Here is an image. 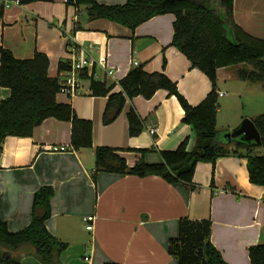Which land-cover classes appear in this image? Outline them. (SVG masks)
Listing matches in <instances>:
<instances>
[{
	"label": "crops",
	"instance_id": "crops-1",
	"mask_svg": "<svg viewBox=\"0 0 264 264\" xmlns=\"http://www.w3.org/2000/svg\"><path fill=\"white\" fill-rule=\"evenodd\" d=\"M233 18L243 31L264 39V0H234ZM174 20L172 14L159 15L132 31L106 19L88 20L66 6L65 0H34L1 11L0 45L18 59L45 54L51 78L66 72L58 69L60 62L71 64L89 55L95 64L94 79L113 85L111 93L121 92L118 82L137 62L146 72L162 71L196 106L210 92L211 83L171 46ZM110 68L114 76L107 78L103 70ZM244 69L250 67L239 64L217 71L216 128L220 133L264 113V84L241 80L238 72ZM9 94V89L0 87V102ZM56 100L92 122V148L71 150L70 123L53 118L44 120L31 137H6L0 154V220L7 222L9 230L19 231L30 223L34 194L47 185L54 189V197L46 227L67 244L60 264H178L168 248L178 236L182 219L210 221V241L226 263L250 264L249 247L264 244V186L249 182L245 158L218 159L214 187L210 186L212 165L198 163L192 180L198 187L195 191L156 175L98 172L92 180L96 147L118 149L129 167L140 158L146 163L161 162L159 152L176 149L186 137L191 150L195 137L182 122L183 110L176 97L165 90L156 91L149 100L134 97L109 125L102 122L107 98L90 96L89 79L80 80L77 95L59 93ZM130 109L144 123L143 131L134 137L128 134ZM53 147L66 151L55 152ZM140 149L153 151L141 154ZM90 216L93 221L87 222ZM4 252L18 264H41L29 245L17 250L0 247V254Z\"/></svg>",
	"mask_w": 264,
	"mask_h": 264
},
{
	"label": "trees",
	"instance_id": "trees-1",
	"mask_svg": "<svg viewBox=\"0 0 264 264\" xmlns=\"http://www.w3.org/2000/svg\"><path fill=\"white\" fill-rule=\"evenodd\" d=\"M34 0H20L25 5ZM76 14L83 13L88 20L106 19L134 31L153 17L172 14L171 46L180 51L192 68L200 70L209 79L211 90L196 106L190 105L178 92L175 82L162 71L146 72L143 65L133 66L118 84L121 92L111 93L113 85L94 79V69L81 70L79 76L90 80V96L106 97L102 116L109 125L122 112L127 100L141 96L149 100L158 90L167 91L178 100L182 122L188 124L195 137V145L188 150L186 137L174 150L160 151L161 162L146 163L140 158L129 167L116 148H95V167L92 180L98 172L129 174L138 177L160 176L167 183H181L191 191L198 163L212 165L210 186L214 187V166L222 157L246 159L249 182L264 186V155L253 149L264 145V113L252 119L259 132L261 145L245 143L239 138L228 139L216 128L218 110L217 71L220 68L245 64L249 70H239L241 80L264 84V39L243 31L233 18L234 0H126L123 4L106 5L96 0H65ZM2 9H0L1 13ZM80 26H78L79 28ZM165 60L163 61V67ZM49 60L36 52L30 59H18L0 45V87L9 89V96L0 102V154L6 137H31L36 127L48 118L68 122L70 149L92 148V122L79 118L69 104L56 100L59 94L57 77L48 75ZM59 70H69V63L60 62ZM128 134L138 136L144 128L143 120L130 109L127 113ZM141 154L153 149L137 150ZM54 189L41 186L33 197L30 223L19 231H11L7 222L0 220V247L17 250L23 245L33 249V257L41 264H60L61 253L67 244L55 238L47 229L46 221L52 213ZM211 223L208 220L179 222L178 236L169 242V253L178 264H228L210 241ZM250 264H264V244L248 249ZM0 264H18L7 252L0 254ZM103 264H119L105 262Z\"/></svg>",
	"mask_w": 264,
	"mask_h": 264
},
{
	"label": "built area",
	"instance_id": "built-area-1",
	"mask_svg": "<svg viewBox=\"0 0 264 264\" xmlns=\"http://www.w3.org/2000/svg\"><path fill=\"white\" fill-rule=\"evenodd\" d=\"M12 5H21L20 0H0V9L2 10L10 8ZM133 65L138 66V63L134 62ZM94 67H95L94 61L89 55L79 57L76 60H74L70 64V69L67 70L62 76L57 77L58 84L60 86L59 93L68 96L77 95L79 93V82L82 79L79 76V72L84 69L91 70ZM103 75H105L107 78H112L114 76V70L112 68L106 71L103 70ZM149 132L150 134H154L155 128L149 129ZM52 149L55 152L66 151L65 147H53ZM85 220L87 222H91L93 221V217L91 216L87 217Z\"/></svg>",
	"mask_w": 264,
	"mask_h": 264
},
{
	"label": "water",
	"instance_id": "water-1",
	"mask_svg": "<svg viewBox=\"0 0 264 264\" xmlns=\"http://www.w3.org/2000/svg\"><path fill=\"white\" fill-rule=\"evenodd\" d=\"M224 137L228 139L239 138L245 143L253 142L257 145H261L259 132L257 131L253 121L248 118H244L236 128L230 132H226Z\"/></svg>",
	"mask_w": 264,
	"mask_h": 264
},
{
	"label": "rangeland",
	"instance_id": "rangeland-1",
	"mask_svg": "<svg viewBox=\"0 0 264 264\" xmlns=\"http://www.w3.org/2000/svg\"><path fill=\"white\" fill-rule=\"evenodd\" d=\"M248 108V107H246ZM244 113H248V111L244 112ZM245 115V114H244ZM229 132V131H228ZM253 153L254 154H257V155H261V154H264V147H256L253 149Z\"/></svg>",
	"mask_w": 264,
	"mask_h": 264
}]
</instances>
